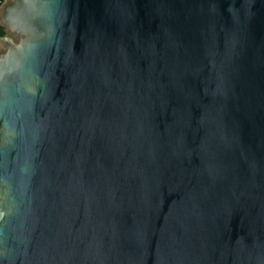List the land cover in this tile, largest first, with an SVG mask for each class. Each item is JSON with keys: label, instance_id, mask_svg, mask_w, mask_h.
Masks as SVG:
<instances>
[{"label": "water", "instance_id": "95a60500", "mask_svg": "<svg viewBox=\"0 0 264 264\" xmlns=\"http://www.w3.org/2000/svg\"><path fill=\"white\" fill-rule=\"evenodd\" d=\"M0 264H264V0H4Z\"/></svg>", "mask_w": 264, "mask_h": 264}, {"label": "trees", "instance_id": "16d2710c", "mask_svg": "<svg viewBox=\"0 0 264 264\" xmlns=\"http://www.w3.org/2000/svg\"><path fill=\"white\" fill-rule=\"evenodd\" d=\"M4 0H0V5L3 3ZM4 34V31H3V28L0 27V35H3Z\"/></svg>", "mask_w": 264, "mask_h": 264}]
</instances>
